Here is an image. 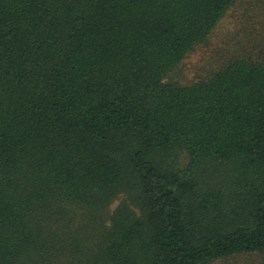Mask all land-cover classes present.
Here are the masks:
<instances>
[{
	"label": "trees",
	"instance_id": "trees-1",
	"mask_svg": "<svg viewBox=\"0 0 264 264\" xmlns=\"http://www.w3.org/2000/svg\"><path fill=\"white\" fill-rule=\"evenodd\" d=\"M239 4L233 56L166 82ZM241 258L264 264V0H0V264Z\"/></svg>",
	"mask_w": 264,
	"mask_h": 264
},
{
	"label": "rangeland",
	"instance_id": "rangeland-1",
	"mask_svg": "<svg viewBox=\"0 0 264 264\" xmlns=\"http://www.w3.org/2000/svg\"><path fill=\"white\" fill-rule=\"evenodd\" d=\"M243 11L244 7L240 4L229 10L210 38L204 44L196 46L165 81L174 82L179 86H190L208 79L219 70L238 48V39L242 37L241 31L244 27L241 18ZM179 159L181 167H184L187 162L185 153H180ZM118 203L119 201H115L110 206V212ZM252 261L241 258L219 264H251Z\"/></svg>",
	"mask_w": 264,
	"mask_h": 264
}]
</instances>
